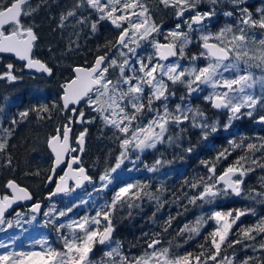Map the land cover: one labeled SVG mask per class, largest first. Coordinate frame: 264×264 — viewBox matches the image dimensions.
<instances>
[{"label":"snow or ice","instance_id":"6c2138e0","mask_svg":"<svg viewBox=\"0 0 264 264\" xmlns=\"http://www.w3.org/2000/svg\"><path fill=\"white\" fill-rule=\"evenodd\" d=\"M246 2L76 0L60 16L57 27L64 28L65 22L72 18L81 30L87 28L92 36L99 32L102 24L109 25L116 35L106 39L104 44L97 45L91 62L85 60L70 66V74L60 83L58 99L19 112L18 119L14 117L11 120V125L17 126L27 121L30 113H34L38 120H50L53 113L63 115L65 123L58 125L46 140L52 154V167L48 171L46 183L55 185L49 199L68 192L69 181H74L76 187H80L84 181L93 183L80 159L87 128L75 138L73 147L70 134L74 123L91 125L99 120L104 128L113 130L121 151L114 166L105 169L99 176L102 188H107L113 183L112 174L121 169L126 160L133 162L131 153L155 149L158 144L165 142L170 127H179L188 122L192 127L202 130L204 139L219 130V121L209 123L205 113L191 104L193 95L202 93L205 87L212 91L203 99L214 109L226 110L229 114L225 130L231 127L233 120L243 116L253 117L258 104L264 109V96L256 97L250 91L256 81L253 74L247 71L254 60L259 61L256 67H264V8L257 9L254 17L248 7L244 6ZM46 3L47 0H40V4L33 6L32 0H0V60L10 55L23 62L19 69L7 63L6 70L0 72V80L15 82L23 78L16 73L24 70L49 77L55 75L56 66L37 55L40 37L37 25L30 20L41 5ZM202 6H207L206 10ZM225 6H230L231 10H224ZM161 9L172 10L174 27L165 30L162 21L157 23L156 16ZM218 15L232 18L234 23L225 24L218 31L212 32L210 25ZM256 30L260 33L259 37ZM76 37L68 45L69 51L80 48L79 32ZM193 44L198 45L200 51L198 55L189 57L186 49ZM146 46H150L153 51L142 55L141 51L146 50ZM201 60L203 66H198L197 61ZM181 61H187V64ZM242 64L245 66L243 69ZM226 72L230 76L226 77ZM261 83L264 85V80ZM178 87L185 89L184 94L178 97L181 103L170 107L171 101L177 98ZM256 122L264 124V115H260ZM180 130L184 131L182 128ZM14 132L15 127L6 128L0 123V167L13 171L14 161L9 148ZM260 139L264 140V137ZM167 142L173 143V137L168 136ZM228 144L229 147L219 151L213 161L201 162L207 168L206 176L198 177L196 181H185L190 189L196 191L191 195L182 192L177 198L187 200L183 206L184 211L188 210V205H197L198 201V206H202L230 193L238 197L244 195V198L251 200L259 197L264 203V191H246L244 187L246 177L251 172L257 167L264 169V154L255 157V152H264V143L257 147L255 143L245 145L242 141L237 143L229 140ZM237 148L245 154L238 155L218 171V162L227 161ZM186 151L192 152L193 149L189 147ZM249 152L253 153L251 157L247 154ZM160 164L161 161L157 160L156 165ZM147 170L155 172L158 169L152 166L147 167ZM33 174L39 175V172ZM146 187L148 185L139 182L125 183L118 188L110 203L97 208L95 215L72 219L67 224H57V217L67 216L76 205L59 212L54 207L49 208L43 215L52 218L45 223L56 226L61 247L56 249L48 246L40 252H5L0 254V264H264V258L260 257L246 255L239 259L236 251V245H241V250L251 248L253 251H264V216H258L248 226H244L241 221V217L249 214L257 216L255 209L227 213L215 211L185 223L178 230L174 229L177 236L186 235L184 244H187L201 235L208 221L214 222L212 231L203 237L204 243L198 245L196 252L185 250L181 253L179 249L184 247L183 244H174L172 240L164 238L177 218L172 215L163 222L161 231L142 234L143 245H133L142 248L139 255L124 252L122 242L113 239L116 213L126 208L131 215V210L139 208L138 201L145 197L156 201L157 212L168 202L146 192ZM4 188L5 192L0 194V225L7 223L11 228L12 222L6 221L5 214L18 202L32 200V195L16 180H8ZM40 210V203H34L30 209L32 213H39ZM181 215L183 212L177 213V216ZM16 216L20 217L21 213L16 212ZM155 216L154 212L153 220ZM31 220L35 221L36 216L33 215ZM63 229H67L66 234L61 231ZM0 231L4 229L0 228ZM257 237H260L258 247L256 244L245 243L257 241ZM12 242L15 243V239ZM36 243L43 246L48 241L38 240ZM97 245L106 248L101 260L94 259ZM5 247L6 244L0 243V248ZM229 249L233 250L231 254L228 253Z\"/></svg>","mask_w":264,"mask_h":264},{"label":"trees","instance_id":"16d2710c","mask_svg":"<svg viewBox=\"0 0 264 264\" xmlns=\"http://www.w3.org/2000/svg\"><path fill=\"white\" fill-rule=\"evenodd\" d=\"M32 1L40 4V0ZM75 2L76 0H47V3L41 5L38 12L30 18L37 25V33L40 37L37 55L42 56V59L50 65L56 66L55 75L49 77L30 74L25 70L17 72L18 76L27 77V82L21 89L15 86L16 83L21 81L20 79L15 82L0 80V106L6 111L3 127H15L9 148L15 171L0 167V193L5 192V183L10 179H14L19 184L27 187L33 194L34 200L43 202L45 208L55 202L54 207L56 212H59L61 210L67 211L69 207L76 205L67 216L57 217V224H67L72 219H79L85 215H95L97 208L104 203H110L115 192L125 183L139 182L148 185L144 189L146 192L159 197L161 201L168 202L164 203L163 207L157 212L156 201L145 197L142 201H138L140 207L132 209L131 215L128 214L129 210L125 208L118 211L113 220L116 227L113 239L121 241L123 251L131 255L141 253L142 248L139 246L133 247V245H143L142 234L150 231H161V226L169 215L177 218L173 221V226L169 229V232L164 234V238L172 240L174 244H183L184 247L179 249L181 253L185 250L198 251V245L204 243L203 237L212 231L214 222L208 221V224L201 231V235L187 244H184L186 235L177 236L174 229L178 230L185 223L194 221L201 215L207 216L215 211L227 213L229 211L234 212V210L255 209L257 216L249 214L241 217L244 226L253 224L258 216H264V203L260 201L259 197L256 200H251L244 198V195L238 197L230 193L227 196L218 197L210 204L204 203L202 206H198L200 205L198 201L197 205H188L187 211H184L183 207L187 204V200L177 199L182 192H188L190 195L194 194L196 190L190 189L185 181H196L198 177L206 176L207 168L201 162L213 161L219 151L229 147V140H235L237 143L242 141L245 145L255 143L257 147L264 143V140L260 139L264 137V125L253 123V120L260 115H264V109H261L259 104L253 117L243 116L239 120H233L231 127L225 130L224 125L228 123L226 113L214 109L208 101L203 99L204 96L208 95L207 87L202 93L193 95L191 104L194 107H199L205 113L209 123L219 121V130L216 133L209 134L207 139H204L202 130L198 127H192L188 122L179 127H170L169 132L166 133L164 143L158 144L155 149H146L143 153H131L133 162L126 160L121 169L112 174L114 177L113 183L107 188H102L99 176L103 174L105 169L114 166L116 157L121 151L119 142L113 135V130L104 128L99 120L91 125L80 126L74 123L72 131L74 145L78 134L87 128L82 163L92 177L93 183L87 184L78 191L71 190L63 195L46 199L54 188L52 184L48 185L46 183L48 171L52 167V155L46 145V140L58 125L65 123L63 115L53 113L50 120H38L34 113H30L28 120L19 123L17 126L11 125V120L14 117L18 119L19 112L40 103L47 102L50 104L51 101L58 99L60 83L70 74V66L81 64L85 60L91 62L97 45L104 44L106 39H111L116 35L109 25L103 24L99 32L92 36L87 28L81 30V27L76 25L75 20L72 18L65 22L66 26L64 28L57 27L60 16L69 10ZM206 8L207 6H204L205 10ZM224 10H231V8L225 6ZM217 11L220 12L221 9H217ZM231 23H234L232 18L218 15L213 18L210 30L216 32L225 24ZM77 32H79L78 42L80 48L69 51L68 45L71 41L77 39ZM73 47L75 46L73 45ZM49 48H51V52H49ZM199 51L200 48L196 44L190 45L186 49L189 57L194 54L198 55ZM141 54L145 55L146 53L141 51ZM201 61H197V64L199 65ZM185 62L187 63V61ZM7 63L14 64L17 69L21 65L16 62L14 57L5 56L0 60V72L6 70L5 65ZM184 92L183 87L177 88V98L171 101L170 107L181 103L178 97L183 95ZM85 111L87 112V109ZM88 115L92 114L88 113ZM181 128L184 131H181ZM168 136L173 137V143L167 142ZM177 137L179 138L177 139ZM189 147L193 149L192 152L186 151ZM243 154L245 153L242 149H235L227 161L218 162V171L234 161L238 155ZM247 154L250 157L253 155L251 152ZM262 154L264 152H255V157L259 158ZM137 156H139V159H136ZM157 160L161 161L160 165H156ZM146 166H156L158 170L149 172ZM37 171L39 175H34L33 173ZM25 173H28V175H25ZM262 178H264V169L257 167L254 172L246 177L245 190L264 191ZM81 201H84V203H81ZM26 211L28 210L22 209L21 213ZM154 212L156 213L155 220L152 218ZM178 212H183V215L177 216ZM16 217V214H10L5 219L6 221H12ZM39 217H42V214ZM26 221H31L28 216L23 226V229L28 233L23 235L22 239L26 242L29 240L30 243L35 235L33 229L38 227L41 220ZM6 224L0 225V227ZM61 231L67 233V229ZM38 233L40 235L43 233L45 240L48 241L51 247L56 249L61 247L55 225L45 223L43 227L39 228ZM259 240L260 237H257V241H246L245 243L256 244L258 247L257 242ZM2 250L3 248H0V252ZM105 250L104 245H97L94 249V259L101 260ZM232 251V249H229L228 253L231 254ZM236 251L239 259H243L246 255L264 258V251H253L251 248L241 250V245H236Z\"/></svg>","mask_w":264,"mask_h":264},{"label":"rangeland","instance_id":"374dc122","mask_svg":"<svg viewBox=\"0 0 264 264\" xmlns=\"http://www.w3.org/2000/svg\"><path fill=\"white\" fill-rule=\"evenodd\" d=\"M254 0H247L246 3L251 2ZM260 8H264L263 7H258L257 9ZM256 9V12H257ZM211 26V25H210ZM259 31L256 30V33H258ZM258 37V36H257ZM153 50L151 49L150 46H146V50H142L143 53H146L145 55L151 53ZM181 63L187 64L185 61H181ZM204 62L201 61V63L198 66H203ZM259 63V61H251V67L247 69V71H250L253 74V77L255 79V84L254 87L250 90L251 93L256 96V97H262L263 95L259 94L260 90H263V87H261V81L264 80V67H256V65ZM245 66L242 64L241 68L243 69ZM224 75L230 76V73L226 72L224 73ZM26 76L23 77L22 79H20L21 81L19 83H16L15 86L18 89H21L24 84L27 82L26 81ZM208 94L212 91L211 88H207ZM259 94V95H258ZM0 108H2V106H0ZM3 109V108H2ZM6 116V111L3 109L2 112H0V123H2V125L4 124V117ZM87 184H90L89 182ZM101 185V182H100ZM71 191V190H70ZM55 202H53L49 207H46L45 210L43 211L46 212L49 210V208L54 207ZM55 208V207H54ZM42 213V217H39L40 215L32 213L30 210L21 213L20 217H16L14 220H12V227L9 228L7 226V224L5 226H2L0 228H3L4 231H0V243L6 244L7 247L3 248V250L0 252V254H3L5 252H10V251H36V252H40L43 251L44 248L50 246V244L48 243L47 245H40L38 243H36V241L38 240H45V237L43 235V233L40 235L39 233L37 234V231L39 230V228L43 227L45 224V221L50 220L52 217L49 216H45ZM35 215L36 216V220L40 219L41 222L38 224L37 228L33 229V232H35V235L32 237V240L29 243L26 242L25 240H23V235H25L26 233H28V231H25L23 229L24 226V221L26 220V217L28 216L29 219L31 220L32 216ZM19 219V225H17V220ZM35 220V221H36ZM31 222H33L31 220ZM15 239V243H13L12 241Z\"/></svg>","mask_w":264,"mask_h":264},{"label":"flooded vegetation","instance_id":"af4514ba","mask_svg":"<svg viewBox=\"0 0 264 264\" xmlns=\"http://www.w3.org/2000/svg\"><path fill=\"white\" fill-rule=\"evenodd\" d=\"M32 4H33V6H35L38 3H36L35 1H32ZM244 6L245 7H248L249 11H251L253 13V16L255 17L257 15L256 9L258 7H260V6L261 7L264 6V0H254V1H251V2L246 3ZM202 7L204 8V6H202ZM171 13H172V10L171 9H167V10L161 9V11L159 12V14L156 16L157 23H161V21H162L163 22V28L165 30L171 28V26H174V24H175V22H174V20L172 18V14ZM92 18L94 19L95 17H92ZM256 35L259 37L260 33L258 32V33H256ZM6 56H9V55H6ZM39 57L42 59V56L39 55ZM15 60H16V62H19L23 66V62H20L17 59H15ZM21 65H20V68H21ZM29 73L30 74H36V73H32V72H29ZM261 87H263V90H260L259 91V94L264 96V85L261 84ZM218 111L226 113L227 116L229 115L226 110H218ZM242 111H247V109H242ZM257 119L253 120V123H255L257 121ZM10 180H14V179H10ZM52 185L54 186V184H52ZM0 194H2V193H0ZM22 209L29 210V207L28 206H22V207H20V211H22ZM14 211H16V210H14Z\"/></svg>","mask_w":264,"mask_h":264},{"label":"water","instance_id":"95a60500","mask_svg":"<svg viewBox=\"0 0 264 264\" xmlns=\"http://www.w3.org/2000/svg\"><path fill=\"white\" fill-rule=\"evenodd\" d=\"M10 56V55H9ZM27 72H30V71H28V70H26ZM32 73H36V72H34V71H32ZM36 74H38V75H45V74H40V73H36ZM45 76H47V75H45ZM255 124L256 125H264V124H261V123H257V122H255ZM81 125V124H80ZM70 136H71V139H72V133L70 134ZM83 148H84V151H85V144L83 145ZM50 151V150H49ZM84 151H83V153H84ZM83 153H81L80 154V159H81V161H82V154ZM52 155V154H51ZM84 166V165H83ZM75 167V166H74ZM85 167V166H84ZM85 169H86V167H85ZM58 172H59V169L57 170ZM86 171H87V169H86ZM87 174L90 176V174L88 173V171H87ZM17 182V181H16ZM18 183V182H17ZM88 183V181H84V182H82V185L80 186V187H76L75 186V182L74 181H69V184H68V188H69V191L71 190V188H72V185H74L73 186V189L74 190H79V189H82L86 184ZM19 184V183H18ZM48 185H51V183H48ZM22 186V185H21ZM22 187H25V186H22ZM26 188V187H25ZM27 190L30 192V190L27 188ZM55 190V185H54V188H53V191ZM68 191V192H69ZM31 193V192H30ZM67 193V192H66ZM61 194H65V193H59V194H57V195H55V196H58V195H61ZM31 195H32V193H31ZM52 197H54V196H52ZM51 197V198H52ZM46 199H49V195L46 197ZM34 203H40L41 204V210H40V212L39 213H41L42 211H43V204H42V202L41 201H33V195H32V200H28V201H20V202H18L17 204H15V205H13V208L12 209H9V211H8V213H6L5 214V216H7L8 214H10L11 212H13L14 210H17L16 212H19V208L21 207V206H23V205H28V206H30V209H31V206L34 204ZM15 212V213H16ZM114 235H115V232L113 233V237H114Z\"/></svg>","mask_w":264,"mask_h":264},{"label":"bare ground","instance_id":"6f19581e","mask_svg":"<svg viewBox=\"0 0 264 264\" xmlns=\"http://www.w3.org/2000/svg\"><path fill=\"white\" fill-rule=\"evenodd\" d=\"M78 125H80L79 123H77ZM80 126H82V125H80ZM72 131H73V126H72Z\"/></svg>","mask_w":264,"mask_h":264}]
</instances>
